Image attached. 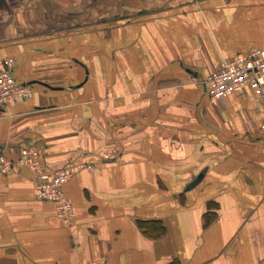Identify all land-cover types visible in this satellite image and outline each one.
<instances>
[{
	"label": "crops",
	"instance_id": "obj_1",
	"mask_svg": "<svg viewBox=\"0 0 264 264\" xmlns=\"http://www.w3.org/2000/svg\"><path fill=\"white\" fill-rule=\"evenodd\" d=\"M92 1L0 0V68L31 90L0 112V154L85 166L69 220L28 169L0 172V264H264V113L205 85L264 50V0H117L115 24L76 29Z\"/></svg>",
	"mask_w": 264,
	"mask_h": 264
},
{
	"label": "built area",
	"instance_id": "obj_2",
	"mask_svg": "<svg viewBox=\"0 0 264 264\" xmlns=\"http://www.w3.org/2000/svg\"><path fill=\"white\" fill-rule=\"evenodd\" d=\"M14 65L13 59H5L1 64L0 112L6 105L26 100L31 96L28 86L16 82L13 76ZM205 85L207 95L214 103L222 102L227 96L234 93L241 94L245 88H250L258 97L260 108L264 113V50L252 49L244 55L226 61L220 69L207 76ZM260 129L264 130V118ZM113 154L114 151L109 152V155ZM17 165L35 174L34 186L38 200L53 203L59 218L64 220L72 218L73 206L63 196L62 188L72 174L84 168V165H67L48 174L43 169L39 153L35 149H23L16 159L0 154V172H10Z\"/></svg>",
	"mask_w": 264,
	"mask_h": 264
},
{
	"label": "rangeland",
	"instance_id": "obj_3",
	"mask_svg": "<svg viewBox=\"0 0 264 264\" xmlns=\"http://www.w3.org/2000/svg\"><path fill=\"white\" fill-rule=\"evenodd\" d=\"M126 1H129V0H126ZM121 3L122 1H117V0H106V1L105 0H93L90 3L91 9L86 10V12H84L81 9L82 5L78 6L77 9L80 8L79 10H82V11L76 12L77 13L76 14L77 20L75 23L76 29H78L79 27L83 25H86L84 21H86V23L89 21L90 24L94 25V24H99L103 20H107L108 26L109 27L112 26L116 22L117 16H115V13L117 12V10L119 11ZM105 9L107 10L106 12H105ZM82 13H85V18ZM63 17H67V16L61 15L60 16L61 21H63L62 20ZM64 26H65L64 23L61 22L60 29L62 30L63 28H66Z\"/></svg>",
	"mask_w": 264,
	"mask_h": 264
},
{
	"label": "water",
	"instance_id": "obj_4",
	"mask_svg": "<svg viewBox=\"0 0 264 264\" xmlns=\"http://www.w3.org/2000/svg\"><path fill=\"white\" fill-rule=\"evenodd\" d=\"M34 83H37V84H40L44 87H49L47 84H43V83H40V82H30L29 84H34ZM203 175L202 174H199L194 180H192V182H190L187 186H186V190H189L191 189L192 187H194L197 183H199V181L202 179Z\"/></svg>",
	"mask_w": 264,
	"mask_h": 264
},
{
	"label": "bare ground",
	"instance_id": "obj_5",
	"mask_svg": "<svg viewBox=\"0 0 264 264\" xmlns=\"http://www.w3.org/2000/svg\"><path fill=\"white\" fill-rule=\"evenodd\" d=\"M235 95V94H234Z\"/></svg>",
	"mask_w": 264,
	"mask_h": 264
}]
</instances>
